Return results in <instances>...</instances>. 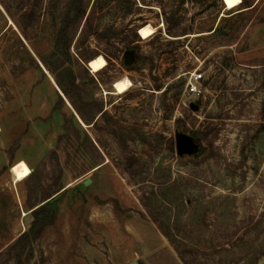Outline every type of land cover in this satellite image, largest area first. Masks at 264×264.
<instances>
[{"label": "rangeland", "instance_id": "rangeland-1", "mask_svg": "<svg viewBox=\"0 0 264 264\" xmlns=\"http://www.w3.org/2000/svg\"><path fill=\"white\" fill-rule=\"evenodd\" d=\"M130 263L264 264V0H0V264Z\"/></svg>", "mask_w": 264, "mask_h": 264}, {"label": "bare ground", "instance_id": "bare-ground-1", "mask_svg": "<svg viewBox=\"0 0 264 264\" xmlns=\"http://www.w3.org/2000/svg\"><path fill=\"white\" fill-rule=\"evenodd\" d=\"M222 1L225 5L226 9H232V8H235L236 6L240 5L242 0H239L238 3L231 2V0H222ZM154 32H155V28H153L149 24L142 25L141 27L138 28V33L142 38H147V37L151 36ZM106 64H107V62H106L105 57L102 56L101 54H98V55H95L92 58H90L89 65L88 64H86V65L91 70V72H98V71L102 70L106 66ZM125 82H127V83H125ZM131 86H132V82L128 77H122L118 80H115L112 83V87L117 94L124 93ZM26 171H27L26 168L22 167L19 170H15L13 172V175H14L16 180H21V179H23V177L26 176V174H27Z\"/></svg>", "mask_w": 264, "mask_h": 264}, {"label": "built area", "instance_id": "built-area-1", "mask_svg": "<svg viewBox=\"0 0 264 264\" xmlns=\"http://www.w3.org/2000/svg\"><path fill=\"white\" fill-rule=\"evenodd\" d=\"M201 73H197V71H193L189 73V77L186 79L184 85V93L187 95H191L193 97H198L202 94V87H201Z\"/></svg>", "mask_w": 264, "mask_h": 264}, {"label": "water", "instance_id": "water-1", "mask_svg": "<svg viewBox=\"0 0 264 264\" xmlns=\"http://www.w3.org/2000/svg\"><path fill=\"white\" fill-rule=\"evenodd\" d=\"M86 64L89 65V61L86 62ZM86 66H87V65H86ZM176 145H177V150H178L179 152L184 151L185 148H186V143H185V140H184L183 138H177V140H176ZM87 182H88V181H86V183H87ZM130 264H135V263H130Z\"/></svg>", "mask_w": 264, "mask_h": 264}, {"label": "trees", "instance_id": "trees-1", "mask_svg": "<svg viewBox=\"0 0 264 264\" xmlns=\"http://www.w3.org/2000/svg\"><path fill=\"white\" fill-rule=\"evenodd\" d=\"M243 3H245V0H242L241 1V4H243ZM252 5H248L247 7L249 8V7H251ZM80 17H81V15H80ZM76 18H79V15L76 17ZM87 21H88V18H87ZM88 23V22H87ZM85 25H87V24H85ZM135 33V32H134ZM73 38V37H72ZM72 38H70L69 40H67L66 42H65V44H66V46L69 44V42L70 41H72ZM113 56L115 57V53H113ZM90 60V58L89 59H86L85 60V62H88ZM57 80V79H56ZM57 84L60 86V81H58L57 80ZM37 232H39L38 230H37ZM23 237H24V235H22ZM23 237H21L18 241H19V243H20V241H22V239H23Z\"/></svg>", "mask_w": 264, "mask_h": 264}, {"label": "snow or ice", "instance_id": "snow-or-ice-1", "mask_svg": "<svg viewBox=\"0 0 264 264\" xmlns=\"http://www.w3.org/2000/svg\"><path fill=\"white\" fill-rule=\"evenodd\" d=\"M231 2L238 3V2H239V0H231ZM125 83H127V82H125Z\"/></svg>", "mask_w": 264, "mask_h": 264}]
</instances>
